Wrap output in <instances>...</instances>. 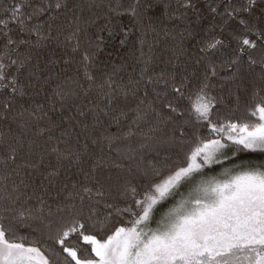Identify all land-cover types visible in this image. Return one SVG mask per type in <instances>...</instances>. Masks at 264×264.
<instances>
[{"label":"trees","instance_id":"1","mask_svg":"<svg viewBox=\"0 0 264 264\" xmlns=\"http://www.w3.org/2000/svg\"><path fill=\"white\" fill-rule=\"evenodd\" d=\"M57 2L63 5L59 9L55 8ZM117 3L127 8L132 0H0V19L8 21L15 5L25 17L31 16L27 20L28 28L39 27L48 37L37 39L16 23H10L8 29L0 25V58L5 62L25 61L19 70L18 66L10 69L18 77L25 95L13 97L10 89L0 86V137L7 144L24 132L25 140H35L40 146L27 157L35 167L25 169L21 177L14 178L17 183L26 178L27 185H21L23 195L15 205L16 210L4 213L3 219L11 230L10 238L21 240L25 245L39 241L33 246H52L47 241L46 225L59 217H67L66 212L56 214L58 205L75 203L77 208L83 207V222L100 238L111 235L117 227L128 226L134 217L124 209L133 205L131 188L142 190L150 178L143 175L144 169L150 171L155 167L167 171V166L182 155L189 142L210 134L207 122L196 118L189 101L205 85L207 95L214 98L215 123L257 120L251 111L254 104L264 99V65L250 66L249 54L257 60L264 54V40L259 39V34L264 33V0H256L250 11L240 10L248 5V0H190V6L187 0H143V5L151 8L143 7L140 17L112 12L111 7ZM41 8L45 10L43 13L37 11ZM73 33L75 37L69 39ZM9 37L26 43L8 45ZM237 37L255 40L259 47L253 50L245 46V52L241 53ZM77 39L78 48L75 47ZM216 40L222 43L209 49L208 44ZM86 52L90 56L88 71L97 83L108 77L121 86L139 81L138 97L146 104H153L156 112L167 119L166 123L159 124L157 116L150 117L151 124L159 127L155 133H149L154 139L146 141L148 147L140 148L139 134L126 142L138 149V165L136 161L118 160L116 145L109 149L101 139L106 134L126 132L129 121L117 127L102 118L103 122L93 127L94 117L88 109L99 102L94 91L85 95L77 89L79 95H66L63 100L56 95L61 90L75 88L77 82L88 86L82 63ZM213 67L215 75L210 70ZM149 77L159 83L148 85L145 97V81ZM173 86L180 87L183 95L174 92ZM9 101L11 110L6 111L4 104ZM168 103L175 112L166 107ZM136 104L133 98L117 101L118 108L126 110L134 109ZM23 109L37 110L46 116L23 130L18 126L17 117ZM81 110L86 113L83 117L78 115ZM74 116L88 126L85 131L76 124L72 132L73 145L79 137V147L87 143L90 151L91 158L85 157L82 168L68 161L58 164L54 155L44 151L49 134L38 135L40 129L55 121L61 127L51 135L60 136L65 129L73 128L74 122L69 118ZM149 127L150 124H142V132L148 133ZM120 147L123 149L124 144ZM235 147H229V155ZM252 154L245 151L237 156ZM100 157L104 158V164L89 175L94 161ZM114 160L123 167L112 166ZM53 170L57 174L49 175ZM84 185L94 191L102 188L105 195L94 196L93 201H85L83 205L69 199L70 194L79 192ZM49 208L54 213L51 217L47 215ZM55 247L59 251V246ZM60 260L62 264L63 256Z\"/></svg>","mask_w":264,"mask_h":264},{"label":"snow or ice","instance_id":"2","mask_svg":"<svg viewBox=\"0 0 264 264\" xmlns=\"http://www.w3.org/2000/svg\"><path fill=\"white\" fill-rule=\"evenodd\" d=\"M255 3L256 0H248V5L240 10L250 11ZM187 5L190 6V0H187ZM62 6L59 2L55 4L57 9ZM143 7L151 8V5H143V0H132L127 8L117 3L115 7H111V11L117 15L140 17L143 15L141 10ZM37 11L43 13L45 10L41 8ZM235 11L236 9H233V12ZM30 19L31 16L25 17L20 8L14 5L9 20L0 19V25L8 29L10 23H16L26 28L30 34H34L37 39H47L39 27L28 28L27 20ZM73 37L75 33L69 39ZM259 39L264 40V33L259 34ZM237 40L241 53L245 52V46L253 50L259 47L255 40L247 37H237ZM18 43L26 41L17 42L10 37L7 41L8 45ZM221 43L219 40L210 42L208 48L215 49ZM75 47H79L78 39ZM89 62L90 56L86 52L82 63L88 86L83 87L77 82L75 88L61 90L56 95L63 100L66 95H79L77 89L82 90L85 95L94 91L99 102L88 109L94 117L93 127L101 124L102 118H107L109 124L115 123L117 127L129 121L126 132L106 134L101 139L109 149L116 145L118 160L136 161L138 165V149L126 142L139 134L142 138L140 148L148 147L146 141L154 139L149 133H155L159 124L166 123L167 119L156 112L153 104H146L138 97L139 81L121 86L108 77L97 83L96 78L88 71ZM24 63L25 61L20 60L5 62L0 58V86L5 90L10 89L13 97L23 96L25 92L18 77L12 75L10 69L12 66H18L19 70ZM257 63L264 65V54L259 60L249 54L250 66ZM210 70L215 75V68ZM158 83V80L154 81L149 77L145 81L143 95L145 97L148 95V85ZM205 88L206 85L194 97H189V101L196 118L207 122L210 134L189 142L182 155L167 166V171L155 167L150 171L144 169L143 175L150 178L142 186V190L137 187L131 188L133 205L124 209L134 217L129 221L130 226L117 227L106 238H100L95 232L88 230L83 222L84 208H77L76 204L72 203L63 207L58 205L56 214L66 212L67 217H59L46 225L49 229L47 241L51 242V247L33 246L39 244V241L26 246L21 240L11 239V230L3 223L4 213L16 210L15 205L23 195L21 185H27L26 178L20 179L19 183L14 178L21 177L25 169L35 167L27 157L40 146L35 140H25L24 132L13 137L12 142L7 144L0 137V264H61V256L62 264H245V262L264 264V163L249 166L247 171L226 182L201 181L191 188L186 198L167 211L159 227L155 230L148 228L147 222L157 206L178 195L181 186L193 183L197 176L203 175L206 168L229 160L230 156L225 150L231 145L236 146L231 153L232 156L245 151L264 153V99L253 105L251 116L256 117V121H230L218 125L213 121L214 98L207 95ZM173 91L183 95L180 87L173 86ZM130 98L137 100L134 109L118 108V100L123 99L127 102ZM166 107L171 112L176 111L171 103ZM4 109L11 110V101L4 104ZM78 115L83 117L86 113L81 110ZM153 115L158 117L159 124H151L150 117ZM45 116V113L37 110L23 109L17 113L18 126L28 130L35 126L34 122L44 119ZM69 119L74 122L73 128L65 129L60 136L51 135L54 129L61 127V124L55 121L51 126L40 129L38 135L49 134L48 145L44 151L54 155L58 164L68 161L82 168L86 163L85 157L91 158L90 151L87 143L82 148L79 147V137H76V145H73L72 132L76 124H80L85 131L88 126L81 124L75 116ZM142 124H150L148 133L142 132ZM121 144H124L123 149L120 147ZM102 164L103 157L95 160L88 174ZM111 165L116 168L123 167L115 160ZM128 170L131 171V168ZM56 174L55 170L49 173ZM104 195L102 188L94 191L93 188L84 185L79 192L70 194L69 199L78 200L83 205L85 201H93L94 196L99 198ZM89 211L91 212V209ZM19 215L24 216V212H20ZM47 215L49 217L54 215L51 208ZM55 246H59V251Z\"/></svg>","mask_w":264,"mask_h":264},{"label":"rangeland","instance_id":"3","mask_svg":"<svg viewBox=\"0 0 264 264\" xmlns=\"http://www.w3.org/2000/svg\"><path fill=\"white\" fill-rule=\"evenodd\" d=\"M228 150L229 148L225 151ZM229 156V160L224 161V163L222 164L212 165L206 168L203 175L197 176L193 183L181 186L178 195L170 197L169 199L158 205L153 216L147 222L148 228L155 230L157 227H159L160 222L167 211L170 208L176 206L182 199L186 198L191 188L196 184H199L201 181L215 180L217 182H226L232 179L234 176L247 171L249 166H259L260 164L264 163V153L261 152H253L252 155H247L245 157H239L237 155ZM141 227H143V225H141Z\"/></svg>","mask_w":264,"mask_h":264}]
</instances>
